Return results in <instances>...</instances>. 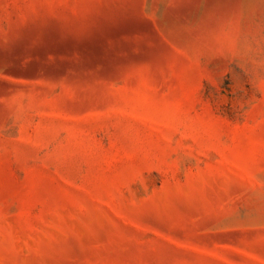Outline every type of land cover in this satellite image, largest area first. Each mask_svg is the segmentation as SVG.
Returning <instances> with one entry per match:
<instances>
[{"label":"rangeland","instance_id":"374dc122","mask_svg":"<svg viewBox=\"0 0 264 264\" xmlns=\"http://www.w3.org/2000/svg\"><path fill=\"white\" fill-rule=\"evenodd\" d=\"M0 264H264V0H0Z\"/></svg>","mask_w":264,"mask_h":264}]
</instances>
